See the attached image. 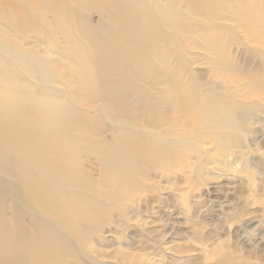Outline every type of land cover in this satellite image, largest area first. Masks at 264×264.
<instances>
[{
	"label": "bare ground",
	"instance_id": "1",
	"mask_svg": "<svg viewBox=\"0 0 264 264\" xmlns=\"http://www.w3.org/2000/svg\"><path fill=\"white\" fill-rule=\"evenodd\" d=\"M5 3L8 5L0 11V79L5 87L0 88V143L22 156L9 158L0 146V264H131L132 254L122 255L120 248L116 251L122 259L119 263L107 260L102 250L91 246L93 235H104L98 222L116 203L99 201L104 205L101 210H85L82 204H93L92 197H79L65 186V172L74 153L66 143L75 137L67 131L86 119V112L99 110L100 114L92 117L99 127L107 133L145 140L155 153L181 155L184 148L197 149L209 138L218 140L217 130L230 129L237 123L232 117L231 99H248L246 90L258 89L255 84L248 87L246 83L229 82L233 79L231 70L221 69L231 65L227 48L222 45L225 36L214 35L218 27H231L227 23L233 24L230 19L234 18L243 22L241 28L249 37L264 35L263 5L260 0H2ZM88 6L97 11L105 27L113 30L109 39L115 45L127 41L149 48L152 42L172 54V68L165 80L159 81V92L149 101L140 96L142 100L134 103L131 112L121 111L110 101L93 106V101L102 97L99 77L86 59L87 46L80 41L93 34L84 14L90 10ZM107 16L110 24L104 18ZM185 17L193 22L188 28L184 25L189 22H182ZM8 27L14 29L13 35L34 38L31 40L37 56H22L5 40L2 34L9 33ZM199 40L215 56L210 59L216 73L212 78L222 81L217 85L220 88L212 87L219 93H205L199 82L198 87L179 85L186 79L185 49L200 46ZM60 49L77 60L75 69L87 98L73 100L68 89L57 86L59 80L69 79L61 74L58 62L48 58L64 55ZM110 73L119 75L117 69ZM169 84H178L182 92L170 90ZM54 93L63 98L53 97ZM228 93L231 95L226 96ZM218 95L226 99L219 100ZM59 125L69 127L62 129ZM120 152L122 157L121 148ZM98 160L107 163L103 156ZM49 182H59L70 195H52ZM87 217L89 221L84 224Z\"/></svg>",
	"mask_w": 264,
	"mask_h": 264
},
{
	"label": "rangeland",
	"instance_id": "2",
	"mask_svg": "<svg viewBox=\"0 0 264 264\" xmlns=\"http://www.w3.org/2000/svg\"><path fill=\"white\" fill-rule=\"evenodd\" d=\"M260 4L264 9V0ZM6 5L0 0V11ZM84 14L93 34L80 41L87 46L86 59L99 77L98 90L102 94L100 100L93 101V106L110 101L127 113L133 110L136 101L142 100L140 96L147 101L153 99L159 92V81L165 80L172 68L169 63L172 54L152 42L149 48L127 41L117 46L109 39L113 30L103 25L104 20L94 8ZM104 18L110 24L109 17ZM230 20L233 24L227 25L231 27L219 24L222 28L218 27L214 35L225 36L222 45L227 48L231 63L221 69L231 70L233 79L229 82L246 83L248 87L255 84L258 90L247 89L248 99L241 96L231 99L232 117L237 123L230 129L217 130L218 140L209 138L205 140L207 144L201 142L197 149L184 148L181 155L155 153L145 140L107 133L104 127H99L92 120L100 114L99 110L86 112L87 120H79L67 131L75 137L66 143L74 148V153L65 172L64 182H68L65 186L79 197H92L93 204H82L85 210H101L104 205L99 201L116 203L107 214L102 210L106 217L98 222V227L103 228L104 235L91 237V246L102 250L107 260L122 262L116 254L120 248L122 255L132 254L131 264H264V35L249 37L241 28L242 21ZM184 21L189 22L185 28L193 23L187 17ZM8 28L9 33L2 34L5 40L22 56H37L31 40L34 38L13 35L14 29ZM59 42L64 47L62 37ZM199 44L185 49L186 79L179 85L191 83L198 87L199 82L205 93H219L213 87L220 88L222 80L212 78L215 71L210 63L215 56L203 41L199 40ZM64 52L62 56H48L58 62L61 74L70 81L68 84L59 80L57 86L68 89L73 100L87 98L75 69L79 66L77 60ZM113 69L119 75L111 74ZM169 85L170 90L181 91L178 84ZM0 88H5L1 79ZM52 96L63 98L58 93ZM218 98L226 99L219 95ZM0 146L9 158L22 156L1 143ZM99 156L105 157L107 163L100 162ZM26 160L32 165L27 157ZM48 186L56 197L70 195L59 182H49ZM1 217L0 214V225ZM88 221L87 217L83 223Z\"/></svg>",
	"mask_w": 264,
	"mask_h": 264
}]
</instances>
